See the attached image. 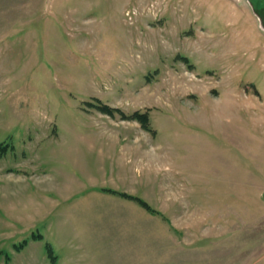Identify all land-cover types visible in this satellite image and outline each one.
<instances>
[{"label":"rangeland","instance_id":"rangeland-1","mask_svg":"<svg viewBox=\"0 0 264 264\" xmlns=\"http://www.w3.org/2000/svg\"><path fill=\"white\" fill-rule=\"evenodd\" d=\"M0 143V264H264V0H0Z\"/></svg>","mask_w":264,"mask_h":264},{"label":"trees","instance_id":"trees-1","mask_svg":"<svg viewBox=\"0 0 264 264\" xmlns=\"http://www.w3.org/2000/svg\"><path fill=\"white\" fill-rule=\"evenodd\" d=\"M86 104L90 107H94L95 109H97L99 112L103 113V114H107L109 116H114L115 112H117L118 114H120L121 118L122 119H128V120H137L139 121L143 127L146 126V122H147V116L145 113H138V112H133L132 114L130 115H126L124 113H122V111L118 108H114V107H111L107 104H104V103H100V102H97L96 104H93L89 101L86 102ZM9 148L8 145L6 144H1L0 143V154L3 155L4 153H6L7 149ZM105 191H110V190H106ZM116 194H118L119 196H123V197H127V198H132L133 199H136L140 202L141 205H143L144 207H148V205L142 201L140 198L138 197H134V196H131V195H127V194H124V193H121L119 191L115 192ZM32 239V240H42L43 239V236L40 234V233H32L29 237V239H25L22 243H18V244H14L13 245V248L17 251L21 250L23 247H25V245L28 243V241ZM46 247V254H47V257H48V264H55L56 262V257L53 255V252H52V249L50 247L49 244H46L45 245ZM8 257V256H6Z\"/></svg>","mask_w":264,"mask_h":264},{"label":"crops","instance_id":"crops-1","mask_svg":"<svg viewBox=\"0 0 264 264\" xmlns=\"http://www.w3.org/2000/svg\"><path fill=\"white\" fill-rule=\"evenodd\" d=\"M43 239H44V237H43ZM43 239H42V240H43ZM42 240H32V239H30V240L28 241V243H29V242H30V243H33V244H34V243H37V242L40 243V241H42ZM28 243H27V244H28ZM25 247H26V245H25ZM41 249H44V248L41 247ZM42 253H43L44 257L46 256V258H47L46 251H43ZM45 254H46V255H45ZM47 262H48V259H47Z\"/></svg>","mask_w":264,"mask_h":264}]
</instances>
